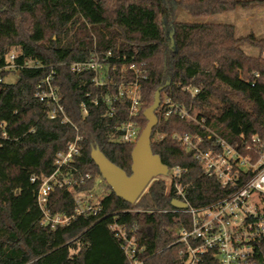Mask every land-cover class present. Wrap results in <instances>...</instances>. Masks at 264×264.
Masks as SVG:
<instances>
[{
	"label": "trees",
	"instance_id": "1",
	"mask_svg": "<svg viewBox=\"0 0 264 264\" xmlns=\"http://www.w3.org/2000/svg\"><path fill=\"white\" fill-rule=\"evenodd\" d=\"M263 3L175 0V7L199 20ZM242 44L257 48L258 56L245 53ZM12 53L19 79L9 85L3 79L11 72ZM107 54L110 64H135L146 71L140 87L141 132L147 125L144 112L161 87V101L169 97L200 122L185 121L177 113L165 116L159 108L152 134L153 153L169 169H186L181 183L190 205L211 204L230 190L206 176L176 136L208 130V145L223 137L246 153L242 137L229 127L228 116L235 113L248 123L246 139L264 138V38H237L234 26L227 24L178 21L166 0H0V264H131L111 231L114 221L138 226L143 264H184L174 228L185 216L158 212L172 208L166 176L154 178L133 204L108 186L96 215L76 216L55 229L41 223L40 184L31 177L52 174L56 154L77 134L83 141L76 166L93 179L86 186L53 192V215L73 216L75 197L103 180L91 159L94 149L131 174L134 145L117 141L127 104L109 117L101 100L105 91L94 84V74L71 70L74 63ZM51 73L73 125L49 119L47 105L35 97L37 86ZM82 103L88 110L85 118Z\"/></svg>",
	"mask_w": 264,
	"mask_h": 264
},
{
	"label": "built area",
	"instance_id": "2",
	"mask_svg": "<svg viewBox=\"0 0 264 264\" xmlns=\"http://www.w3.org/2000/svg\"><path fill=\"white\" fill-rule=\"evenodd\" d=\"M109 55L74 63L71 70L74 73L88 71L94 74V84L105 91L101 94V100L108 106L109 117L117 114L121 103L127 104V119L119 127L117 141L135 145L142 133L138 117L142 104L141 80L146 78V71L135 64H110L106 62ZM15 57V53L9 56L10 65L7 69H14ZM185 90L191 89L186 87ZM196 93L197 89L193 91V94ZM35 97L47 105L49 119L73 125L63 105L60 90L54 84L53 73L37 86ZM159 108L164 111L165 116L177 113L185 121L200 123L196 115L182 106L174 105L167 96L163 98ZM81 112L83 118L88 115L85 103L81 104ZM230 129L231 133L242 137L246 153L237 150L223 137H216L208 145V130L176 136L180 146L193 154L204 174L215 178L222 187L230 190L228 196L218 201L195 207L190 205L187 190L181 183L186 169L173 167L168 170L171 176L167 184L172 200L182 202L186 207L172 206L171 209L158 212L185 216L178 219V225L174 228L175 244L180 246L179 254L184 264H264V138L251 135L246 139L249 129L240 133L231 127ZM82 141L83 137L77 134L65 151L56 154L52 174L47 177H31L32 182L40 184L37 203L43 214L42 225L55 229L67 225L76 216L96 215L100 211L99 200L102 198L92 201V196L87 192L75 197L73 216L53 215L49 208L50 197L57 189L79 188L93 179L90 172H84L76 166L77 158L81 155ZM110 228L131 264H143L141 256L144 247L138 241V226H127L114 221Z\"/></svg>",
	"mask_w": 264,
	"mask_h": 264
},
{
	"label": "water",
	"instance_id": "3",
	"mask_svg": "<svg viewBox=\"0 0 264 264\" xmlns=\"http://www.w3.org/2000/svg\"><path fill=\"white\" fill-rule=\"evenodd\" d=\"M171 42L173 44L174 40L171 39ZM161 91L162 87L157 90L153 105L144 112L147 125L134 145L130 175L110 162L99 149L91 152V159L98 167L103 180L118 198L129 204L138 200L154 178L168 174L169 168L152 151V134L159 123L156 113L161 104ZM171 205L177 208L186 207V204L176 200H172Z\"/></svg>",
	"mask_w": 264,
	"mask_h": 264
},
{
	"label": "rangeland",
	"instance_id": "4",
	"mask_svg": "<svg viewBox=\"0 0 264 264\" xmlns=\"http://www.w3.org/2000/svg\"><path fill=\"white\" fill-rule=\"evenodd\" d=\"M168 7H172L174 18L178 21H187L194 22L200 21L204 23L210 24H227L232 25L235 28V35L237 38L246 37L248 35H254L258 39L264 38V3L258 4L251 8H238L235 11L220 13L212 16H208L203 19L193 18L188 13L179 10L175 7V0H166ZM241 48L250 56H258L259 50L255 47H252L248 44H242ZM10 73L6 75L3 79L5 84H15L19 79V75H17V71L10 69ZM242 114H229L230 124L229 127L235 129L237 133L246 131L248 129V123L242 120ZM171 176V172L169 171L167 174V180L169 182V178ZM110 192V189L105 181L96 180V185L91 191H88L87 194L92 196V201L95 199L103 198ZM93 203V202H92Z\"/></svg>",
	"mask_w": 264,
	"mask_h": 264
}]
</instances>
